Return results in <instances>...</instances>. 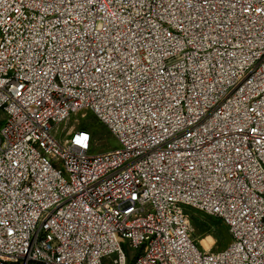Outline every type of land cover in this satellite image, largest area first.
<instances>
[{
    "label": "built area",
    "instance_id": "2783aa9c",
    "mask_svg": "<svg viewBox=\"0 0 264 264\" xmlns=\"http://www.w3.org/2000/svg\"><path fill=\"white\" fill-rule=\"evenodd\" d=\"M0 264H264V0H0Z\"/></svg>",
    "mask_w": 264,
    "mask_h": 264
},
{
    "label": "rangeland",
    "instance_id": "374dc122",
    "mask_svg": "<svg viewBox=\"0 0 264 264\" xmlns=\"http://www.w3.org/2000/svg\"><path fill=\"white\" fill-rule=\"evenodd\" d=\"M73 130L89 131L94 137V149L96 152H106L118 148L117 141L110 135L104 126L98 123L90 112H80L71 116V118L61 126L60 131H63L61 137H64L68 132ZM189 213L193 221V238L198 244L200 243L203 248L205 247L201 241L207 238L208 240L211 239V248L209 249L211 252H218L229 244L230 235L227 227L220 220L197 214L194 210H190Z\"/></svg>",
    "mask_w": 264,
    "mask_h": 264
},
{
    "label": "bare ground",
    "instance_id": "6f19581e",
    "mask_svg": "<svg viewBox=\"0 0 264 264\" xmlns=\"http://www.w3.org/2000/svg\"><path fill=\"white\" fill-rule=\"evenodd\" d=\"M211 239L208 240V238L206 240L201 241V243L204 245L206 251L209 250L211 248Z\"/></svg>",
    "mask_w": 264,
    "mask_h": 264
}]
</instances>
